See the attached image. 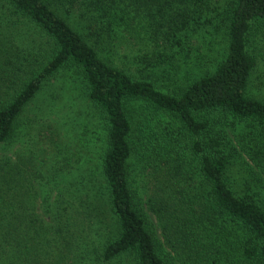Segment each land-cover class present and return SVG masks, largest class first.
I'll list each match as a JSON object with an SVG mask.
<instances>
[{
	"label": "trees",
	"instance_id": "obj_1",
	"mask_svg": "<svg viewBox=\"0 0 264 264\" xmlns=\"http://www.w3.org/2000/svg\"><path fill=\"white\" fill-rule=\"evenodd\" d=\"M142 22L145 69L180 66L205 28L225 53L164 91L113 62L119 29ZM259 32L264 0H0V145H18L0 157V264H264ZM65 69L105 130L100 166L30 137L27 108ZM135 104L165 118L135 137Z\"/></svg>",
	"mask_w": 264,
	"mask_h": 264
},
{
	"label": "rangeland",
	"instance_id": "obj_2",
	"mask_svg": "<svg viewBox=\"0 0 264 264\" xmlns=\"http://www.w3.org/2000/svg\"><path fill=\"white\" fill-rule=\"evenodd\" d=\"M223 1L220 0L221 5ZM24 26L25 24L22 25V27ZM144 26L145 23L142 22L132 31L123 28L119 29L115 50L116 57L113 59V62L116 66L130 72L137 79L141 76L147 77V75H150L152 80L156 82V85L164 91L174 89L176 87L174 85L180 84V81L185 84L184 81H187L188 75L190 79L198 77L202 69L206 67L205 56L207 54H209L210 58L213 57L215 59L216 57V61H219L226 50V40L222 33L216 37L211 35L205 28L191 41L193 44L186 48V50H189V54H176V59L180 66L166 63L157 68L148 67L145 69L147 63L143 61V55L145 53L152 54V51L147 41L148 33L142 28ZM252 45L255 49L254 52L260 56L258 66L252 78L253 85L251 86L254 90H257L256 85L264 83V35L260 32L257 33ZM197 58L200 59V62L196 61ZM172 66L178 68L180 71L175 80L174 78H170L169 80L165 76V73L173 74ZM185 72L187 73L183 75ZM82 83V80L78 78L73 70H63L45 84L39 96L27 108L25 120H38V123H30L29 133L31 134V139L39 142L41 146L51 150L55 148V144L59 145V149L62 148L61 151L63 152L81 155L83 159L76 167L84 164L86 158H89V163L94 164L95 167V165L100 166L101 164L106 146V134L103 127H101L98 113L83 102ZM134 106L137 114L135 137L140 134V130H147L146 127L156 125L157 120L165 118L152 115L141 104H135ZM234 131H236V133H233L238 141L240 135L246 133L244 126L238 127ZM56 133L58 137L54 135L53 141L55 139V143H53L50 137ZM251 141L252 136L247 138L242 145V142L238 144L237 141V144L234 145L240 151V147L244 145L250 147ZM17 147L18 145L8 148L0 145V157L14 154ZM241 154L246 159V155L244 153ZM243 157L240 159L236 157L237 163L231 166L233 175L238 174ZM42 188H40L41 197L45 193V190ZM38 205V212L42 216H45L46 203L38 199Z\"/></svg>",
	"mask_w": 264,
	"mask_h": 264
}]
</instances>
